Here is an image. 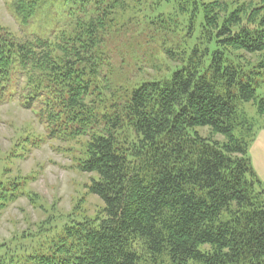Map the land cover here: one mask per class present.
I'll return each instance as SVG.
<instances>
[{
  "label": "trees",
  "instance_id": "16d2710c",
  "mask_svg": "<svg viewBox=\"0 0 264 264\" xmlns=\"http://www.w3.org/2000/svg\"><path fill=\"white\" fill-rule=\"evenodd\" d=\"M158 1L171 11L150 7L147 27L186 15L181 43L160 49L176 66L118 87L106 45L124 0H52L64 21L43 35L0 25V104L13 80L24 83L21 105L71 167L92 174L84 188L102 202L87 215L79 197L63 214L43 207L29 176L0 175V215L19 196L47 213L0 241V264H264V183L250 153L263 126L243 109L251 102L264 118V56L235 54L264 53L262 5ZM46 2L13 0L12 10L27 25ZM21 138L15 147L33 142Z\"/></svg>",
  "mask_w": 264,
  "mask_h": 264
},
{
  "label": "rangeland",
  "instance_id": "374dc122",
  "mask_svg": "<svg viewBox=\"0 0 264 264\" xmlns=\"http://www.w3.org/2000/svg\"><path fill=\"white\" fill-rule=\"evenodd\" d=\"M121 1V0H120ZM123 1V0H122ZM124 0L126 7L117 11L115 18L117 31L112 34L106 48L110 55L111 74L113 87L124 86L135 77L151 78L165 74V69L170 70L176 64L164 59L161 54L163 46L170 48L181 43L185 25L182 19L186 15L176 14L180 21L175 25L153 30L147 27L149 19L144 14H149L152 7L153 13L169 12L173 1L162 2L157 0ZM230 8L237 5L246 7L258 6L259 15L264 16V0H224ZM13 0H0V25L8 28L17 37H26L31 34L46 33L52 27L63 23L64 17L59 20L60 12L54 7L52 0H48L27 25H21L12 10ZM208 5L212 0H199V4ZM155 7V8H153ZM203 7V5H202ZM61 11H65L64 8ZM200 11V10H198ZM157 15V14H156ZM200 16H198V20ZM197 21V20H196ZM195 21V22H196ZM165 28V29H163ZM156 29V28H154ZM167 29V30H166ZM161 30V31H160ZM195 30H198L197 22ZM171 42V43H170ZM156 54V58L154 57ZM235 54L245 63L256 64L264 53L252 54L236 51ZM156 68L154 71L153 69ZM140 75V76H139ZM12 81L8 88L14 92L10 99L0 104V175L1 177L21 175L27 177L28 190L36 193L40 203L47 209L54 206L55 210L63 214L68 213L83 197L82 212L93 215L102 205L100 199L87 193L84 185L90 181V173L80 172L71 167V154L57 150L62 143L46 137V130L38 120L33 109L21 105L20 91L24 83ZM264 86V82L262 83ZM246 114L256 118L259 126L254 134L250 147L252 163L259 179L264 183V118L256 114V107L249 102L243 105ZM205 134L206 129H200ZM22 136H28L33 142H28L19 148L15 145L22 142ZM217 139L222 140L217 135ZM73 144V143H72ZM27 188V187H26ZM80 208V209H81ZM47 216L46 211L38 206H33L27 196H19L12 203H8L0 215V241L11 237L14 231L19 232L26 225L37 223Z\"/></svg>",
  "mask_w": 264,
  "mask_h": 264
}]
</instances>
